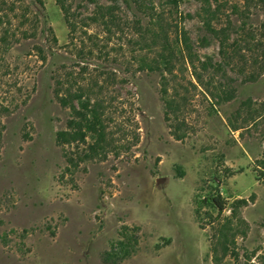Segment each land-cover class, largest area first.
<instances>
[{"label": "rangeland", "instance_id": "1", "mask_svg": "<svg viewBox=\"0 0 264 264\" xmlns=\"http://www.w3.org/2000/svg\"><path fill=\"white\" fill-rule=\"evenodd\" d=\"M210 3L211 25L229 35L227 61L196 0H177V7L170 0H0L1 28L11 33L8 49L0 43L2 89L16 101L29 94L2 119L0 264H111L124 235L137 243L126 242L134 252L116 264H214L211 227L201 228L197 217L208 211L198 210L199 199L213 193L228 206L250 199L238 257L220 264H245L247 256L264 264V0ZM107 7L115 8L114 24L99 15ZM153 27L177 52L166 77L169 93L182 99L181 140L165 116L162 68L143 64L157 57ZM182 30L202 83L180 60ZM206 59L222 64L221 72L200 70L197 61ZM56 76L62 94L90 89L105 101L100 156L79 161L88 137L78 150L57 144L71 111L55 96Z\"/></svg>", "mask_w": 264, "mask_h": 264}, {"label": "trees", "instance_id": "2", "mask_svg": "<svg viewBox=\"0 0 264 264\" xmlns=\"http://www.w3.org/2000/svg\"><path fill=\"white\" fill-rule=\"evenodd\" d=\"M91 2L95 0H89ZM201 5V15L204 18V28L207 32H209L212 36H214L220 45V56L224 61H227L228 58V40L229 35L224 29H216L211 25L212 21L216 18V9H211L210 0H196ZM216 1V0H215ZM172 6L177 7V0H170ZM114 7L100 8V13L105 25L108 23L114 24ZM202 18V17H201ZM95 20V19H91ZM3 21L0 17V43L5 45L6 49H8L9 45H7V38L9 37L10 31L6 28H1ZM158 25V23H157ZM160 26V23H159ZM264 27V26H263ZM152 37L151 40L156 45H153V49L157 54L156 59L151 62H145L144 68L150 71L152 70H160L161 74V97L165 107V116L171 122V128H173L172 135L175 139L181 140L184 138L183 133H179L181 129L180 126L183 123H179L178 117H176V113L180 110L182 99L178 98V95H171L169 93V79L166 75L171 76L174 72L175 65L177 63V52L172 49L168 36L166 33L154 31V27L152 28ZM12 36L15 38V33H12ZM139 43H141V33L139 34ZM160 39V43H159ZM18 40V39H16ZM158 42V43H157ZM154 43V44H155ZM178 43L180 45V55L181 61L183 64H187L193 69V77L198 83H202V78L198 75V73L194 70L197 69L195 65L194 59L195 57L191 53V41L187 36L185 31H181L178 36ZM160 44V45H158ZM2 45V46H3ZM44 60V58H43ZM199 63L200 70L208 71L210 68L217 72H221L222 64L217 63L214 64L210 59H206L205 61H197ZM160 67V68H159ZM17 69V68H16ZM138 70L141 71V58L138 61ZM6 72V71H5ZM18 73V72H17ZM6 74H9L8 72ZM20 75V71L17 76ZM115 77V75L113 74ZM18 78V77H17ZM231 80V79H230ZM17 83L13 86L16 87ZM7 85L5 82H0V148H1V140L2 134L4 131V125L2 122L3 117L12 113L13 110L17 109L18 106L22 103H25L29 98V94L22 93L24 95L22 99L16 101L15 99H11V95H7L8 92L2 89V86ZM62 81L59 79V76L55 77V96L60 103L61 106L67 107L70 109L71 119L67 122V130H61L56 133V142L57 144L64 145H72L76 144V149L78 150L80 144L86 143V138H90L92 142L87 145L86 150L82 153V157H79V161H83L85 159L94 158L95 156H100L101 152L105 148L104 144L106 143V107L104 106L105 101L96 96L92 95L89 89V93L84 90L78 89L76 91L67 90L65 94H62ZM19 93H21V89L19 88ZM233 93L229 90L224 91V100L229 101L232 99ZM180 125V126H179ZM235 129V128H234ZM236 130V129H235ZM262 160L260 161L261 166H259V170L261 175L264 176V150L262 153ZM69 164L72 166H76L78 162L74 161L72 158H68ZM258 177L257 179H259ZM253 199V198H252ZM199 209L203 207H207L208 211L205 214L206 223L201 224L205 218L200 216V212L197 211L198 221L200 223L201 228L204 226L211 227V235H210V251L212 254V261L214 264H220V262L225 259L227 256H231L233 258L238 257V253L236 251V239L237 238H245L247 232L249 230L248 222L242 216V209L247 207L250 199L246 198H237L234 199L229 206L227 205V201L219 194L213 193L212 195L204 196L202 199H199ZM252 201V200H251ZM228 206L229 214L227 216H223L226 208ZM216 215L214 216V214ZM125 242H120L119 245H123V252L120 256L115 257L116 260H112L111 264H116L117 261L124 259L130 256L134 250L126 249L125 243L128 244L137 243V237L135 235L127 236L124 235ZM132 248V247H131ZM250 256H247V260L245 264H253L250 262Z\"/></svg>", "mask_w": 264, "mask_h": 264}]
</instances>
